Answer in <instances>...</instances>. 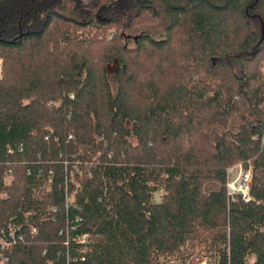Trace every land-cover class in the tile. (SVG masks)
<instances>
[{
	"label": "trees",
	"instance_id": "obj_1",
	"mask_svg": "<svg viewBox=\"0 0 264 264\" xmlns=\"http://www.w3.org/2000/svg\"><path fill=\"white\" fill-rule=\"evenodd\" d=\"M0 238L3 264H264V0H0Z\"/></svg>",
	"mask_w": 264,
	"mask_h": 264
},
{
	"label": "rangeland",
	"instance_id": "obj_2",
	"mask_svg": "<svg viewBox=\"0 0 264 264\" xmlns=\"http://www.w3.org/2000/svg\"><path fill=\"white\" fill-rule=\"evenodd\" d=\"M134 31L136 33L137 29H135ZM111 32H112L111 29L107 30V33H111ZM90 33H93V29L91 30ZM76 34L79 36H83L86 34V32L77 30ZM133 35H135V34H133ZM107 69L109 72H111L114 69V66H108ZM231 167H229V168H231V171L229 173V177H230V179H233L231 184L237 185L238 182L240 181L242 171L240 170V167L238 164H235ZM162 193H163V191L161 188L155 189L151 195L152 200L156 201V202L159 201L161 196H162ZM3 245L6 246L5 243H3ZM1 247H2V245H1ZM212 260H213L212 254L204 251L203 246L195 247L194 249L183 248L180 254H175V255H172L169 257H165V258L163 257V258L159 259L161 264H207L208 262H210ZM247 261L252 262L253 257L248 256ZM0 263L3 264V259L0 260Z\"/></svg>",
	"mask_w": 264,
	"mask_h": 264
},
{
	"label": "built area",
	"instance_id": "obj_3",
	"mask_svg": "<svg viewBox=\"0 0 264 264\" xmlns=\"http://www.w3.org/2000/svg\"><path fill=\"white\" fill-rule=\"evenodd\" d=\"M70 97H72V96L70 95ZM9 152H10V149H9ZM239 167H240V170L242 171V173H241L240 181L238 182L237 185H232L231 182L233 179H230V177H229V173H230L232 167L227 169L226 190H227V193H229L231 195H239L243 201H248L251 199L249 194H248V184H249V180H250L249 171L243 170L240 165H239ZM69 181L73 182L75 186L77 185L73 179L70 178ZM64 190H66V188H64ZM70 197H71V194H70ZM70 199L71 198L66 197V202L70 201ZM13 230H14L13 225L11 223H9L7 225V231H8L9 236H12ZM83 237L80 239V241H82ZM0 242H1L0 245L4 246L3 243H5V242H3V240L1 238H0Z\"/></svg>",
	"mask_w": 264,
	"mask_h": 264
},
{
	"label": "water",
	"instance_id": "obj_4",
	"mask_svg": "<svg viewBox=\"0 0 264 264\" xmlns=\"http://www.w3.org/2000/svg\"><path fill=\"white\" fill-rule=\"evenodd\" d=\"M19 34H20V33H19ZM19 34H18V35H19Z\"/></svg>",
	"mask_w": 264,
	"mask_h": 264
}]
</instances>
